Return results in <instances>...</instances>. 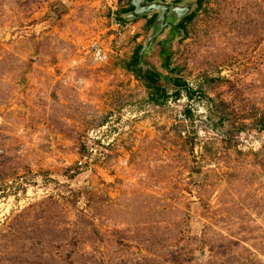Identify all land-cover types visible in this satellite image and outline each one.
<instances>
[{"label":"rangeland","instance_id":"1","mask_svg":"<svg viewBox=\"0 0 264 264\" xmlns=\"http://www.w3.org/2000/svg\"><path fill=\"white\" fill-rule=\"evenodd\" d=\"M131 2L0 0V264H264V0Z\"/></svg>","mask_w":264,"mask_h":264},{"label":"water","instance_id":"2","mask_svg":"<svg viewBox=\"0 0 264 264\" xmlns=\"http://www.w3.org/2000/svg\"><path fill=\"white\" fill-rule=\"evenodd\" d=\"M131 5L134 7V11L126 14V18L132 20H137L143 16L155 12H161V15L159 17V21L161 23V29L159 33L153 35L150 38L145 49L150 46L152 41H155L160 35H162L164 30L168 27L167 18L171 12L176 13L179 18L185 17L187 14H189V8L183 9L182 7L163 4L157 1L150 2L149 0H132Z\"/></svg>","mask_w":264,"mask_h":264},{"label":"trees","instance_id":"3","mask_svg":"<svg viewBox=\"0 0 264 264\" xmlns=\"http://www.w3.org/2000/svg\"><path fill=\"white\" fill-rule=\"evenodd\" d=\"M150 2H154V1H157V0H149ZM202 3H203V0H198V5L199 7L202 6ZM134 11V7L132 5H129V8L128 9H124L121 11V14H128L130 12ZM195 17V13L189 15L188 17H186L184 19V21L178 26L180 29H185L186 28V23H189L193 20V18ZM157 18H158V15H154L152 16L149 21H148V26L149 27H152L155 25L156 21H157ZM142 46H139L138 49L136 50L135 54H134V57L132 59V62L130 63V69L131 68H137L139 65H140V51L142 50ZM145 78L147 81H149L150 83H152L153 85L156 84L157 82V78H158V75L156 73H147L145 74ZM175 86L178 87L179 89L183 90V89H186L187 91V95L189 96L190 99L193 98V95L191 94V91L187 88V85L186 83L182 82V81H179L177 80L175 82ZM159 90V89H158ZM159 93H161V96H165V91H158ZM177 97L180 96V93H177L176 95Z\"/></svg>","mask_w":264,"mask_h":264},{"label":"crops","instance_id":"4","mask_svg":"<svg viewBox=\"0 0 264 264\" xmlns=\"http://www.w3.org/2000/svg\"><path fill=\"white\" fill-rule=\"evenodd\" d=\"M124 16H126V14H124ZM123 18V16H121ZM125 18V17H124Z\"/></svg>","mask_w":264,"mask_h":264}]
</instances>
